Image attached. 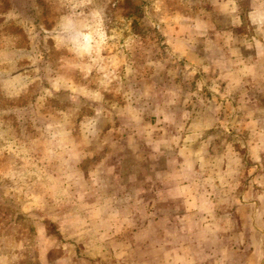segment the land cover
<instances>
[{
  "label": "rangeland",
  "instance_id": "obj_1",
  "mask_svg": "<svg viewBox=\"0 0 264 264\" xmlns=\"http://www.w3.org/2000/svg\"><path fill=\"white\" fill-rule=\"evenodd\" d=\"M38 6L0 0V241L21 245L6 264H264V120L247 84L190 75L201 41L231 34L197 35L195 9L159 0L151 39L87 20L56 36Z\"/></svg>",
  "mask_w": 264,
  "mask_h": 264
},
{
  "label": "clouds",
  "instance_id": "obj_2",
  "mask_svg": "<svg viewBox=\"0 0 264 264\" xmlns=\"http://www.w3.org/2000/svg\"><path fill=\"white\" fill-rule=\"evenodd\" d=\"M179 2L188 12L195 9L197 19L206 22L197 35L208 33L211 40L218 33L231 34L223 46L218 42L201 41L196 52L200 61L190 75L202 69L207 74L204 82L217 93L219 83L228 81L226 96L240 88L241 83L247 84L248 87L240 91L248 97L254 113H259L260 119L264 120V19L255 18L257 9L264 10V0H229L232 12L228 16L219 12L216 7L218 0ZM157 4L159 0H131L134 10L129 11L130 5H126L125 0H45L46 7L38 8L44 29L49 34L62 35L67 25L78 29L81 22L87 20L92 32H103L107 38L118 41L121 32L143 39L157 36L159 26L153 28L151 25V19L158 11ZM163 43L161 41L162 46ZM97 163L96 160L87 161L84 170ZM20 249L21 245L13 241H0V264L17 261Z\"/></svg>",
  "mask_w": 264,
  "mask_h": 264
},
{
  "label": "crops",
  "instance_id": "obj_3",
  "mask_svg": "<svg viewBox=\"0 0 264 264\" xmlns=\"http://www.w3.org/2000/svg\"><path fill=\"white\" fill-rule=\"evenodd\" d=\"M71 24H70V28H71ZM72 32H74V33H79V34H85L84 36H83V38H86L85 36L86 35H88V34H86L87 33V31L86 30H71ZM84 40V39H83ZM83 40H81L79 43H78V46H79V49H81V50H85L86 48H85V46L87 45V43L85 42H83ZM70 61H71V59H69ZM87 61V60H86ZM81 62V63H80ZM88 62V61H87ZM92 62V61H91ZM97 64H98V62L96 63V67H97ZM77 65L78 66H80L79 67V74H80V76L81 77H83V78H85V79H87V72H85V70H84V68H86L87 66L83 63L82 64V60H79V62L77 63ZM56 66V65H55ZM77 68V67H76ZM78 69V68H77ZM64 75H63V78H64V83H63V91L64 92H69V93H67V95L68 96H70L71 95V89H70V84H71V81L69 80V78H66V76H69V73L71 72L70 71V69H69V67H65L64 68ZM67 71V72H66ZM71 74V73H70ZM107 79L109 78V77H106ZM68 79V80H67ZM102 80H105V79H101V81ZM24 83H25V88H26V91L25 92H23L22 93V95L21 96H24V97H27V96H29L32 92H33V90L34 89H37L38 91H39V86H38V84H37V87L35 86L32 90L30 89V90H28L27 91V87H29L30 85H29V82L28 81H24ZM43 85H44V83H43ZM34 86V85H33ZM32 86V87H33ZM66 94V93H65ZM152 121H155V120H152ZM131 129H137V127H130Z\"/></svg>",
  "mask_w": 264,
  "mask_h": 264
}]
</instances>
